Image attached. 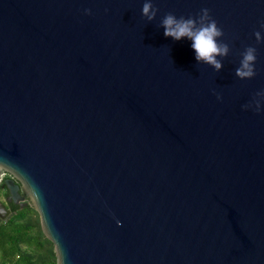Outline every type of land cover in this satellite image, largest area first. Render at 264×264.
Masks as SVG:
<instances>
[{
    "label": "water",
    "instance_id": "95a60500",
    "mask_svg": "<svg viewBox=\"0 0 264 264\" xmlns=\"http://www.w3.org/2000/svg\"><path fill=\"white\" fill-rule=\"evenodd\" d=\"M152 2L0 0V225L30 205L56 264H264V0ZM203 8L218 73L159 27Z\"/></svg>",
    "mask_w": 264,
    "mask_h": 264
},
{
    "label": "clouds",
    "instance_id": "9594fccd",
    "mask_svg": "<svg viewBox=\"0 0 264 264\" xmlns=\"http://www.w3.org/2000/svg\"><path fill=\"white\" fill-rule=\"evenodd\" d=\"M158 13L159 9L155 7L152 0H144L142 17L147 22H153ZM84 14L91 15V9H85ZM159 27L164 29L166 38H172L174 41H181L184 38L190 40L195 59L199 64L210 66L217 73L222 70V61L229 56L231 49L228 43L223 42V29L218 26L209 9L203 8L196 17L188 18L183 16L178 18L174 13L168 12L160 20ZM262 32H264V21L260 23V30L253 32L257 44L264 43ZM240 55L241 59L239 67L235 70V76L241 81L251 80L257 75L255 68L257 48L247 46ZM216 98L218 101L222 100L218 94ZM242 110H252L255 114H261L264 111V89L257 91L251 101L242 106Z\"/></svg>",
    "mask_w": 264,
    "mask_h": 264
},
{
    "label": "trees",
    "instance_id": "16d2710c",
    "mask_svg": "<svg viewBox=\"0 0 264 264\" xmlns=\"http://www.w3.org/2000/svg\"><path fill=\"white\" fill-rule=\"evenodd\" d=\"M2 187L3 185L0 189ZM29 209L30 206L24 210L14 206L13 216L0 225L1 264H32L30 257L22 254L20 247L22 244H36L38 238L31 234L30 226L18 222L25 217ZM48 264H56V262Z\"/></svg>",
    "mask_w": 264,
    "mask_h": 264
},
{
    "label": "rangeland",
    "instance_id": "374dc122",
    "mask_svg": "<svg viewBox=\"0 0 264 264\" xmlns=\"http://www.w3.org/2000/svg\"><path fill=\"white\" fill-rule=\"evenodd\" d=\"M28 206L24 207V209H27ZM18 222L30 226L32 229L31 234L38 238L36 244H22L20 247L22 254L30 257L32 264L55 263L57 261L55 247L43 234L38 212L31 207L25 214V217ZM1 261L0 252V264Z\"/></svg>",
    "mask_w": 264,
    "mask_h": 264
},
{
    "label": "flooded vegetation",
    "instance_id": "af4514ba",
    "mask_svg": "<svg viewBox=\"0 0 264 264\" xmlns=\"http://www.w3.org/2000/svg\"><path fill=\"white\" fill-rule=\"evenodd\" d=\"M1 186H2V184H0V187ZM3 191L5 192V190L3 188L0 189V200H2V201H4L6 199V196H4V194H2ZM6 205H7L8 209H10L11 212H13L12 209H13L14 206H17V207L21 208V206H18V205H15V204H6ZM21 209H23V208H21ZM0 214L5 216V213L2 210H0Z\"/></svg>",
    "mask_w": 264,
    "mask_h": 264
}]
</instances>
